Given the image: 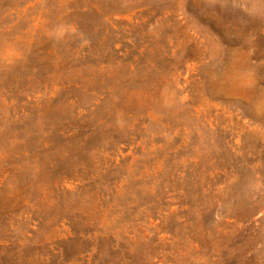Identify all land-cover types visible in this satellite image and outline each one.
Listing matches in <instances>:
<instances>
[{
  "label": "rangeland",
  "instance_id": "374dc122",
  "mask_svg": "<svg viewBox=\"0 0 264 264\" xmlns=\"http://www.w3.org/2000/svg\"><path fill=\"white\" fill-rule=\"evenodd\" d=\"M0 264H264V0H0Z\"/></svg>",
  "mask_w": 264,
  "mask_h": 264
}]
</instances>
